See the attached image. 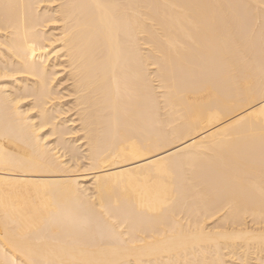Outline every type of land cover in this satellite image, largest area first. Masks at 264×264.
<instances>
[{"label":"bare ground","instance_id":"6f19581e","mask_svg":"<svg viewBox=\"0 0 264 264\" xmlns=\"http://www.w3.org/2000/svg\"><path fill=\"white\" fill-rule=\"evenodd\" d=\"M0 264H264V0H0Z\"/></svg>","mask_w":264,"mask_h":264}]
</instances>
